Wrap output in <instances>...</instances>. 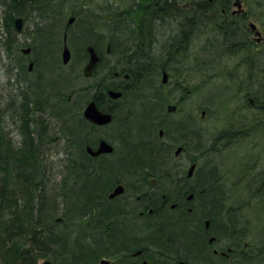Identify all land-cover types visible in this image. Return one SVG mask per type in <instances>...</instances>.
I'll list each match as a JSON object with an SVG mask.
<instances>
[{
  "label": "flooded vegetation",
  "instance_id": "obj_1",
  "mask_svg": "<svg viewBox=\"0 0 264 264\" xmlns=\"http://www.w3.org/2000/svg\"><path fill=\"white\" fill-rule=\"evenodd\" d=\"M138 1L141 10L133 14L127 8V17L122 11L116 14L109 32L115 34L114 41L101 47L83 45L85 66L89 46L100 58L92 78L100 77L97 81L103 89L97 86L81 105L70 106V110L78 108L70 115V207L73 223L79 219L85 226V246L90 250L84 254L85 264L102 260L108 264H264V224L254 223L260 228L249 230L252 224L232 218L236 210L249 206L264 212V0H193L194 6L186 2L183 7L180 0ZM33 14L12 22L22 43L18 61L26 66L24 85L34 89L41 106H53L57 71L72 63L74 42L70 34L68 43L66 30L59 44L49 39V31L41 38L42 28L37 31L30 24L37 25L44 17ZM17 18L23 19L20 32ZM170 19L176 21L180 35L155 34L154 27L162 22L168 25ZM72 24L67 23L68 30ZM188 36L196 41L194 64H188L186 55ZM238 55L239 64L248 68L246 84L239 82L241 89L246 87L248 99L243 126H229L224 133L212 135L216 139L205 138L208 144H204L203 126L173 121L180 100L168 105L161 118L155 113L142 116V110L149 111L165 98L160 92L172 85V71L176 85L184 87L196 77L186 75L185 66L193 65L189 67L200 81L203 67L225 64L227 56ZM106 60L115 69L99 75ZM108 89L121 95L113 98ZM91 102L110 114L112 122L97 125L86 119ZM226 148L236 154L237 148L242 150L240 155L232 154L238 180H231L236 176L228 169L218 175L219 156ZM240 183L250 185L251 192L246 191L259 199L257 204L235 203L232 194ZM118 189L120 193L112 196ZM243 227L253 233L244 234Z\"/></svg>",
  "mask_w": 264,
  "mask_h": 264
},
{
  "label": "rangeland",
  "instance_id": "obj_2",
  "mask_svg": "<svg viewBox=\"0 0 264 264\" xmlns=\"http://www.w3.org/2000/svg\"><path fill=\"white\" fill-rule=\"evenodd\" d=\"M20 1L0 0V20L4 23L7 21L9 28L6 31L0 29V165L3 168L0 174L12 188V183L16 177L15 172L13 171V174L11 171L14 162L19 167L21 176L23 175L27 179V190L24 192L21 201L24 212L30 214L29 224H36V229L42 232L54 229L56 236L67 234L70 239V250L73 248L76 252L75 255L87 254L90 250L85 246V226L79 222V219H77L78 224L77 220L73 223L71 217L73 212L71 211L70 202L73 192L70 179L69 119L73 113L71 111L77 112L78 108L70 110V106L73 103L77 106L81 105L87 100L90 93L98 90L97 86L99 90L103 89L97 81L100 77L85 78L83 76L82 70L87 62L86 47L84 48L83 45L90 43L99 44V47H101L102 44L106 45V43L114 41L115 34L109 32L115 26L116 14L122 11L127 17L126 9L133 7L135 1L55 0L56 3H59L60 11L58 13L54 12L53 7L56 3H53V5L48 4V0H33L32 4L35 5H31V10L34 11L26 10L25 7L20 5ZM192 1L180 0L179 2L182 7L186 2L189 6H194ZM17 2L19 3L18 6L16 5ZM38 7H44V10L39 12ZM30 12H36V15L44 17L38 19L37 25L30 24L37 31L42 28L41 38L46 36L44 31H49L52 34L49 39L59 44L62 42L63 33L66 30L68 43L70 42V34L72 43L74 42V46H72L74 48L72 63L65 69L57 71V86L54 87L56 99L53 106H41L40 101L37 100V96L33 92L34 89L30 86L27 88L24 85L26 66L18 61L22 43L20 42L21 37L16 33L12 22L16 17L24 16ZM43 13L46 16L48 15L47 17L50 15L53 17L49 20ZM36 15L33 14V16ZM71 17H74V23L70 26L71 30H68L67 23ZM33 18L31 19L32 22L35 20ZM47 26L50 28L44 30ZM51 28L54 29L51 30ZM85 30H90L87 31L89 36L82 38L81 35L85 33ZM52 32H55L56 38ZM154 32L155 34L163 32L165 35L171 32L173 37H178L181 31L178 30L176 21L170 19L168 25L162 22L155 26ZM34 36L36 38V35ZM185 41L186 55L189 56L188 64H194L195 38L194 36H188ZM41 42L44 43L45 40H41ZM102 52L106 54V46H104ZM227 57L224 60L225 64L203 67L200 81L197 73L192 69L194 66H185L186 75H196V77L188 79L184 83V87H182L183 85H176L175 74L172 71L171 74L174 76L171 79L172 85L160 92V95H164L165 98L161 99L158 104L156 103L155 107L149 106V111L145 110V113H143L142 110V116L146 118V114H148L153 117L155 113L156 116L161 118L167 114L168 105L176 104L180 100L182 102L180 112L174 114L173 121L180 126H203L204 144H208L205 138L206 140L216 139L212 135H218L219 132L224 133L229 126L234 124L243 126L248 99L244 98L246 87L241 89L239 82L246 84L248 76L244 73L248 68L241 63L239 64L241 58L239 55ZM61 66L62 64H60ZM42 67L39 71L44 69ZM114 69L115 67H111L109 60H106L98 69V74L103 73L106 75L105 71L111 70L110 73H112ZM183 70L185 69L183 68ZM160 81V77L155 79L156 88ZM69 97L71 101H68ZM179 98H182V100ZM84 106L85 104L82 107ZM202 112H205L204 117ZM247 114L249 115V111ZM140 121L144 122L143 119H140ZM31 139L37 145L35 152L33 150L29 151ZM239 149H236L239 152L237 154L232 153L231 148H226L221 152L218 175H224L228 170H231L233 174L237 171L236 167L233 169L234 157L232 154H242V150L240 152ZM203 166L205 170L206 162ZM35 171L39 174L37 177H34ZM239 178L236 176L231 180H238ZM225 180L227 181V179ZM236 187L239 188L232 194L235 203H258L259 199L253 198L246 191L251 192L250 185L240 183ZM56 218H62L63 220L57 223L55 222ZM232 218L243 219L247 221V224H252L249 230L260 228L255 226L254 223L264 224V212H261L256 206H249L247 210H236ZM35 220H38V222L35 223ZM243 228L242 231L246 229ZM243 233L251 235L253 232L245 230ZM28 242L29 239L23 238L17 244L23 245ZM55 244L52 250L53 254L39 259L37 264H42L44 260H50L54 264H73L74 254L72 252L69 255L65 254L60 246L57 243Z\"/></svg>",
  "mask_w": 264,
  "mask_h": 264
},
{
  "label": "trees",
  "instance_id": "obj_3",
  "mask_svg": "<svg viewBox=\"0 0 264 264\" xmlns=\"http://www.w3.org/2000/svg\"><path fill=\"white\" fill-rule=\"evenodd\" d=\"M19 3L21 6L25 7L26 10L34 11L31 10V5H35L32 4L33 0H21ZM19 3L17 2L16 5L18 6ZM49 3L53 5L56 1L48 0V4ZM58 4L59 3H56L55 6H53L55 13L60 11ZM39 9V12H41L44 10V7H38V10ZM43 14L48 19L53 17L52 15L47 17L48 15L46 16L45 13ZM85 33L81 35L83 38H86L88 35V33ZM31 140L29 151L33 150L35 152L37 145H35L33 139ZM1 169L3 168H1L0 165V171ZM11 169L12 173L14 171L16 175L12 183V188L5 182V179L0 174V264H37L39 259L53 254L52 250L54 249V245H56L55 243L60 246L65 254L69 255L71 252L74 254V258L72 259L73 264H85L84 254L75 255L76 252H74V249L72 248V251L70 250V239L67 234L56 236L57 234L54 229L42 232L36 229V224H29L30 214L24 212L21 201L24 192L27 190V179L25 176H21L20 169L14 162L12 163ZM38 175V172L35 171L34 177ZM34 222L37 223L38 220ZM23 238L29 239V242L18 245L17 243L19 240ZM103 249L104 248L101 247L98 251Z\"/></svg>",
  "mask_w": 264,
  "mask_h": 264
},
{
  "label": "water",
  "instance_id": "obj_4",
  "mask_svg": "<svg viewBox=\"0 0 264 264\" xmlns=\"http://www.w3.org/2000/svg\"><path fill=\"white\" fill-rule=\"evenodd\" d=\"M73 21H74V18H70L68 23L72 24ZM22 24H23L22 18H17L15 20L17 32L21 31ZM87 50L90 54V60H89L88 64L84 67L83 74L85 77H90L93 73V69H94L95 65L99 62L100 58L96 54L93 46H89L87 48ZM69 58H70V51L66 47L64 50V63L65 64H67L69 62ZM109 95L112 96L113 98H117L121 94L118 92L109 91ZM174 108L175 107H169L170 111L171 110L173 111ZM84 115H85L86 119L90 120L91 122H93L97 125H106V124H109L112 122V116L110 114L100 112L96 108V105L94 102H91L90 104H88L87 108L85 109ZM204 115H205V112L202 113V116H204ZM102 146L105 147V146H107V144L103 142ZM118 193H120L119 189L112 196H115ZM61 221H62L61 218H58L56 220V222H61ZM108 263H109L108 261L102 260L100 264H108ZM42 264H54V263L50 260H45Z\"/></svg>",
  "mask_w": 264,
  "mask_h": 264
},
{
  "label": "bare ground",
  "instance_id": "obj_5",
  "mask_svg": "<svg viewBox=\"0 0 264 264\" xmlns=\"http://www.w3.org/2000/svg\"><path fill=\"white\" fill-rule=\"evenodd\" d=\"M135 1V0H134ZM139 3L137 2V1H135V3L133 4V7H129V10H130V12L131 13H135L136 11H138V10H141V8L139 7V5H138ZM141 18H142V15H139L138 16V20H141ZM5 20V19H4ZM0 29L2 30V31H4V29H5V31L6 30H9V28H8V22L7 21H5V23H4V21H1L0 20ZM180 41H182V38H180ZM100 61V60H99ZM98 64V63H97ZM96 64V65H97ZM95 68V67H94ZM94 70V69H93ZM92 76H93V73H92V75L90 76V77H86V78H92ZM109 91H113V89H108ZM114 92H116V91H114Z\"/></svg>",
  "mask_w": 264,
  "mask_h": 264
}]
</instances>
